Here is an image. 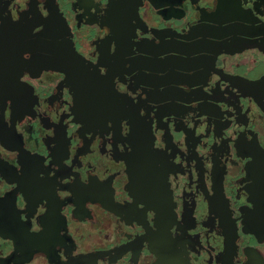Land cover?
Listing matches in <instances>:
<instances>
[{"label": "flooded vegetation", "instance_id": "flooded-vegetation-1", "mask_svg": "<svg viewBox=\"0 0 264 264\" xmlns=\"http://www.w3.org/2000/svg\"><path fill=\"white\" fill-rule=\"evenodd\" d=\"M0 264H264V0H0Z\"/></svg>", "mask_w": 264, "mask_h": 264}]
</instances>
